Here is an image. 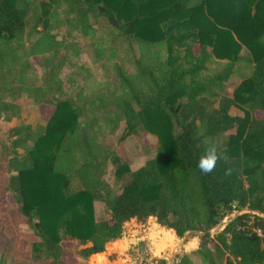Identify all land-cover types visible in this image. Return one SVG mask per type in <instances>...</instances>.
Returning a JSON list of instances; mask_svg holds the SVG:
<instances>
[{
    "label": "trees",
    "instance_id": "trees-1",
    "mask_svg": "<svg viewBox=\"0 0 264 264\" xmlns=\"http://www.w3.org/2000/svg\"><path fill=\"white\" fill-rule=\"evenodd\" d=\"M24 95L51 111L5 137L0 264H88L150 217L202 233L175 264H264V0H0V120L21 117ZM120 130L155 156L132 169ZM211 144L221 159L205 174Z\"/></svg>",
    "mask_w": 264,
    "mask_h": 264
},
{
    "label": "rangeland",
    "instance_id": "rangeland-1",
    "mask_svg": "<svg viewBox=\"0 0 264 264\" xmlns=\"http://www.w3.org/2000/svg\"><path fill=\"white\" fill-rule=\"evenodd\" d=\"M84 60L88 61L86 57ZM72 69V66L67 65L62 71L61 77L66 80ZM93 69L95 72H97V74L101 73L99 69L94 66ZM38 70L39 73H41L42 70ZM250 73L251 68L249 66H237L235 73L226 83L227 93L232 94L234 88ZM21 103L22 112L19 119H14L11 122L5 121L3 119L0 120V172L4 170V166L2 167L1 164V154L2 147L7 141L6 138L9 134V129L13 125L19 124L21 122H27L33 125L37 123H45L51 111L49 108L44 107L43 111L40 113L32 99L26 95H24L21 99ZM234 111L241 112L237 108H235ZM121 134L122 131L120 130L116 135L110 138L112 147L117 148L118 151L123 154L125 160H127V163L132 169H138L139 167L143 166L147 160L155 156V153L146 154L135 138H131L129 141L120 144L119 137ZM149 139L152 142L157 141V138L153 135H150ZM114 170V165L110 163L106 172V179L108 182L118 188L120 185H116ZM1 179L2 178H0V181ZM12 205V201H9L6 204L0 206V210H2L4 213H9V209ZM236 214L237 212L234 213L233 216ZM96 215L97 219L99 220L105 219L108 215L106 206L102 202H96ZM227 220L228 218H225L214 229H212V232L222 229L223 224ZM160 225L161 224L157 222L155 217H150L145 222H138L135 219L130 220L125 224V231L121 240L114 244H108L104 254L91 255L88 260L83 261L88 264H90L91 261L93 262L92 264H150L154 258H166L168 260V264H175L177 257L180 254L185 253V251L197 248L201 241V232L189 231L185 234V236L179 237L174 229L168 228L166 226L160 227ZM20 227L28 229L27 225L25 224H20ZM158 227L161 228V231L157 230ZM169 229H171L173 232ZM163 230L170 231L171 235L167 237L165 233H162ZM119 245L121 247L120 249H118ZM115 250L119 251L116 252ZM107 256H109L111 262L107 260ZM65 257L75 261V259L78 258V253L75 249H70L66 253ZM191 257L195 264H203V261L199 255H191Z\"/></svg>",
    "mask_w": 264,
    "mask_h": 264
},
{
    "label": "clouds",
    "instance_id": "clouds-1",
    "mask_svg": "<svg viewBox=\"0 0 264 264\" xmlns=\"http://www.w3.org/2000/svg\"><path fill=\"white\" fill-rule=\"evenodd\" d=\"M221 156L218 154L215 144L209 145L198 160L197 167L205 174L212 173L215 170L218 160Z\"/></svg>",
    "mask_w": 264,
    "mask_h": 264
},
{
    "label": "crops",
    "instance_id": "crops-1",
    "mask_svg": "<svg viewBox=\"0 0 264 264\" xmlns=\"http://www.w3.org/2000/svg\"><path fill=\"white\" fill-rule=\"evenodd\" d=\"M175 231V230H174ZM122 238H119V239H117V240H115V241H113V242H110V243H116L117 241H119V240H121ZM109 243V244H110ZM160 243V242H159ZM199 245H200V243H199ZM199 245H198V247H199ZM107 247H108V245H107ZM197 247V248H198ZM121 247H120V245H119V247H118V249H120ZM197 248H194V249H191V250H189V251H185V252H190V251H192V250H195V249H197ZM116 252H118L119 250H115ZM121 251V250H120ZM104 252H106V251H104ZM104 252H101L102 254H104ZM115 252V253H116ZM93 255H101V254H99V253H97V254H93ZM107 260L109 261V262H111V260H110V258H109V256H107ZM93 262L91 261L90 262V264H92Z\"/></svg>",
    "mask_w": 264,
    "mask_h": 264
},
{
    "label": "bare ground",
    "instance_id": "bare-ground-1",
    "mask_svg": "<svg viewBox=\"0 0 264 264\" xmlns=\"http://www.w3.org/2000/svg\"><path fill=\"white\" fill-rule=\"evenodd\" d=\"M160 229H161L160 227L157 228V230H160ZM167 229H168V228H167ZM167 229H166V230H167ZM166 230H163L162 233H165V235L168 237V236L171 235V234H170V231H166ZM169 230H170V229H169ZM160 231H161V230H160ZM164 231H165V232H164Z\"/></svg>",
    "mask_w": 264,
    "mask_h": 264
},
{
    "label": "built area",
    "instance_id": "built-area-1",
    "mask_svg": "<svg viewBox=\"0 0 264 264\" xmlns=\"http://www.w3.org/2000/svg\"><path fill=\"white\" fill-rule=\"evenodd\" d=\"M257 232H258L259 235L262 234V230L261 229H257Z\"/></svg>",
    "mask_w": 264,
    "mask_h": 264
},
{
    "label": "water",
    "instance_id": "water-1",
    "mask_svg": "<svg viewBox=\"0 0 264 264\" xmlns=\"http://www.w3.org/2000/svg\"><path fill=\"white\" fill-rule=\"evenodd\" d=\"M160 227H162V225H160ZM185 236V235H184Z\"/></svg>",
    "mask_w": 264,
    "mask_h": 264
}]
</instances>
